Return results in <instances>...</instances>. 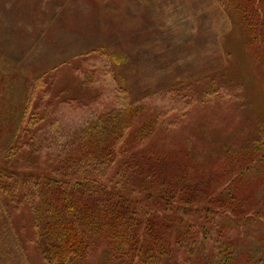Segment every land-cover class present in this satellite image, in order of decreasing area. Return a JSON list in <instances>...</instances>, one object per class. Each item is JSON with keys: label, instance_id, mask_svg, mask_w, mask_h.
I'll return each instance as SVG.
<instances>
[{"label": "trees", "instance_id": "trees-1", "mask_svg": "<svg viewBox=\"0 0 264 264\" xmlns=\"http://www.w3.org/2000/svg\"><path fill=\"white\" fill-rule=\"evenodd\" d=\"M238 10L264 70V0ZM117 103L70 132L22 105L0 140V264H29L18 212L29 214L45 264H80L100 247L113 264H264V186L253 182L264 127L201 165L145 145L159 118L137 124L146 109L124 89Z\"/></svg>", "mask_w": 264, "mask_h": 264}, {"label": "rangeland", "instance_id": "rangeland-1", "mask_svg": "<svg viewBox=\"0 0 264 264\" xmlns=\"http://www.w3.org/2000/svg\"><path fill=\"white\" fill-rule=\"evenodd\" d=\"M243 3L0 0V140L22 105L48 112L42 126L53 120L70 132L115 107L124 89L146 109L137 124L159 118L145 145L213 163L264 127V70L240 23ZM253 182L263 187L264 172ZM21 213L14 222L26 261L45 264ZM105 252L80 264H113Z\"/></svg>", "mask_w": 264, "mask_h": 264}]
</instances>
